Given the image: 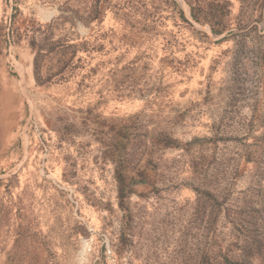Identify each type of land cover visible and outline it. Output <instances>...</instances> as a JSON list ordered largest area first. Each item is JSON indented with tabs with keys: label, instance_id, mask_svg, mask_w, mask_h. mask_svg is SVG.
<instances>
[{
	"label": "rangeland",
	"instance_id": "rangeland-1",
	"mask_svg": "<svg viewBox=\"0 0 264 264\" xmlns=\"http://www.w3.org/2000/svg\"><path fill=\"white\" fill-rule=\"evenodd\" d=\"M174 1L0 0V264H197L214 245L197 217L206 183L192 162L202 157L204 182L230 212L217 234L235 241L233 210L264 185V154L245 164L264 133V7L229 0L217 34L194 20L191 0ZM57 41L72 45L74 74L46 61ZM116 122L132 125L134 167L156 133L198 139L158 151V189L132 195L124 244L100 139Z\"/></svg>",
	"mask_w": 264,
	"mask_h": 264
},
{
	"label": "trees",
	"instance_id": "trees-1",
	"mask_svg": "<svg viewBox=\"0 0 264 264\" xmlns=\"http://www.w3.org/2000/svg\"><path fill=\"white\" fill-rule=\"evenodd\" d=\"M14 1L16 2L17 0ZM138 1L140 5L145 4V0ZM161 1L163 2V0H158V4L155 5L157 9H160L159 7L162 5ZM164 1L178 7L174 0ZM126 3L116 5L115 10L120 9L122 12L125 11L127 8L124 7ZM257 3L259 7H264V0H257ZM189 4L192 9V17L196 22L210 23L212 30L217 34L226 28L224 18L230 11L231 3L229 0H191ZM137 7L135 6V8ZM179 14L189 26L193 27V24L186 18L182 9H179ZM131 15L132 12L130 11H127V14H121L122 17L128 16V18H131ZM15 18L14 15L13 20ZM103 18L104 15H100L97 19L102 21ZM128 18L126 17V19ZM14 32L15 29L12 26V33L14 34ZM10 37H8L9 45L12 43L15 45L16 41L13 42ZM85 41L88 40L80 41L81 43L78 45L81 47ZM71 47V44L60 43L58 41L50 43L49 46L48 52L51 53L47 54L46 61L49 62L52 58H57V71L62 76L74 74L78 67L73 63L72 54L74 51H70L69 48ZM72 126L77 127L69 123L66 124V128H72ZM131 129L132 125L125 122L111 123L108 124V131H106V133L110 134L108 138L106 135L100 138L105 146V156L110 158L115 165L114 176L117 183L118 205L123 212V225L120 234L123 244L127 240V231L132 219V208L130 205L132 195L137 193V189L140 186L151 187L153 190L158 189V151L179 147L191 149L190 147L198 141L195 138L190 142H183L169 132L161 131L160 133H156L152 136L151 145L147 147L144 156L134 167L131 164L129 153V145L132 142ZM257 142L259 143L257 148L248 150L245 164L249 162L255 164L261 162L260 160H262V155L264 154V133L262 136L257 137ZM205 160L206 158L202 157L200 160L197 161L195 159L192 162L193 170L199 175L198 179L200 183H206L204 184V190L196 187V190L201 192L199 201H202V205L198 207L197 217H201L202 223L206 221V225H208L206 227L207 230L213 233L212 239L214 245L209 246L210 248L206 246L201 250L199 258L196 260L197 264H264V185L261 183L259 191H246L244 196L241 197L242 199L238 203V207L233 210L234 215L231 218L234 221L233 236L236 239L230 244H226L221 239L220 234H217V228L219 221L222 219V214L228 218L230 212L223 210L222 202L217 203V195L213 193L211 188L213 187V183L207 184V182H204L208 177L207 171L209 168L208 165L204 164ZM235 247L239 248L238 253L235 252L237 251Z\"/></svg>",
	"mask_w": 264,
	"mask_h": 264
},
{
	"label": "built area",
	"instance_id": "built-area-1",
	"mask_svg": "<svg viewBox=\"0 0 264 264\" xmlns=\"http://www.w3.org/2000/svg\"><path fill=\"white\" fill-rule=\"evenodd\" d=\"M11 47H12V44H10V49H11Z\"/></svg>",
	"mask_w": 264,
	"mask_h": 264
}]
</instances>
